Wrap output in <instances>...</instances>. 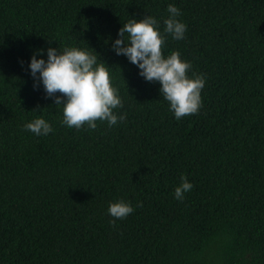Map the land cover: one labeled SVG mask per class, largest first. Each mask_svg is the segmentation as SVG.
I'll use <instances>...</instances> for the list:
<instances>
[{
    "label": "trees",
    "instance_id": "obj_1",
    "mask_svg": "<svg viewBox=\"0 0 264 264\" xmlns=\"http://www.w3.org/2000/svg\"><path fill=\"white\" fill-rule=\"evenodd\" d=\"M169 3L187 30L163 51L206 77L180 120L111 49L130 16L163 32ZM65 44L110 66L126 120L61 123L28 63ZM38 115L47 136L23 127ZM182 176L194 191L179 203ZM120 198L135 210L112 223ZM0 264H264V0H0Z\"/></svg>",
    "mask_w": 264,
    "mask_h": 264
},
{
    "label": "clouds",
    "instance_id": "obj_2",
    "mask_svg": "<svg viewBox=\"0 0 264 264\" xmlns=\"http://www.w3.org/2000/svg\"><path fill=\"white\" fill-rule=\"evenodd\" d=\"M167 13L163 19V32L160 30V20L153 15L147 14L141 18L130 16L118 29L111 49L136 65L138 74L145 80L159 82V92L168 102V110L180 120L198 114L206 77L196 73L190 76L191 62L183 59L179 50L164 53L165 33L175 40H181L185 38L187 30L186 23L179 19L181 9L176 4L169 3ZM89 48L68 44L38 48L28 63L33 86L42 85L46 97L52 98L56 106H60L61 123L77 130L82 127L96 129L97 121L106 122L108 127H112L126 120L127 116L126 112L116 111L123 108V99L112 82L110 66ZM23 127L41 137L54 131L51 122L42 115L27 121ZM193 191V185L182 176L174 189V198L183 203ZM134 210L130 201L120 198L109 202L107 213L114 218L111 222L115 223L116 219L126 218Z\"/></svg>",
    "mask_w": 264,
    "mask_h": 264
}]
</instances>
